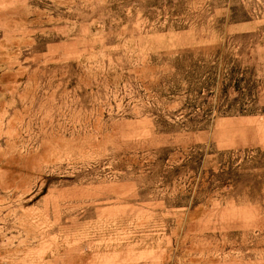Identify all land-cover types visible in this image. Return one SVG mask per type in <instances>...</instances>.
Returning <instances> with one entry per match:
<instances>
[{
  "label": "rangeland",
  "instance_id": "1",
  "mask_svg": "<svg viewBox=\"0 0 264 264\" xmlns=\"http://www.w3.org/2000/svg\"><path fill=\"white\" fill-rule=\"evenodd\" d=\"M0 264H264V0H0Z\"/></svg>",
  "mask_w": 264,
  "mask_h": 264
}]
</instances>
